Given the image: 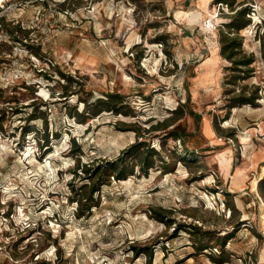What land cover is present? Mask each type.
<instances>
[{
  "label": "rangeland",
  "instance_id": "obj_1",
  "mask_svg": "<svg viewBox=\"0 0 264 264\" xmlns=\"http://www.w3.org/2000/svg\"><path fill=\"white\" fill-rule=\"evenodd\" d=\"M231 1L0 0V89H16L0 99V264H264V0ZM240 7L248 66L220 54ZM58 71L76 81L66 101ZM109 93L121 113L70 116ZM240 93L256 105L230 107ZM136 140L165 163L90 194L80 166Z\"/></svg>",
  "mask_w": 264,
  "mask_h": 264
},
{
  "label": "trees",
  "instance_id": "obj_2",
  "mask_svg": "<svg viewBox=\"0 0 264 264\" xmlns=\"http://www.w3.org/2000/svg\"><path fill=\"white\" fill-rule=\"evenodd\" d=\"M216 3L226 4L228 8H230L229 6H232L231 0H216ZM248 14H249V8L247 7H240L236 9L234 11V15L229 16L230 20L224 23V26L227 28V30L221 29L219 33V38H220V43H221L220 54L222 55V57L230 61L232 66H248L254 61L253 55H248V56L241 55L240 57H237L238 54H241V37H239L238 35H232V33H234V30L238 31L244 26L250 24V18L247 16ZM58 72L63 82H65L61 85L62 91L58 95L59 101H66L70 94L77 92L74 88H72L73 82H76V81L70 75H66L60 71ZM239 78L240 77H234L230 83L235 84L236 81L239 80ZM241 78L244 79L246 77H241ZM8 90L9 89H6L5 91H3V89H0V92H1L0 99L3 100L2 102H6V101L11 102L15 100L13 99L16 97L13 93L16 90L15 87L11 88L10 90L12 94L3 95L4 92H7ZM35 90L36 89L33 90V93L35 92ZM256 98L258 97H256L255 94L245 95L244 93H240L238 95H233L229 99V102H230L229 106L234 107V106H237L238 104H251L255 106ZM83 102L85 106L83 110L74 111V113H69L71 117H74L79 122H85L86 119L91 114H98L102 110L112 111L113 113H116V114L121 113L123 110V106H124L122 97L116 93L114 94L109 93L107 95V99L104 100V99L99 98V99H96L91 104L87 103L86 100H83ZM42 104H46V103H42ZM178 108L180 107H177L174 112H177V110H179ZM7 110H12V108L11 109H8V107L2 108V109L0 108V122L3 120V115L5 114ZM36 110L37 108H35L34 112H36ZM9 112H12V111H9ZM190 114L195 115V118L200 117V115L194 111H190ZM182 115H183V112H179L178 115L175 117V119L180 118ZM42 117H44V121H45L43 140L47 145V142H48V133L46 132L47 127H48L47 119L44 113L42 114ZM34 118H36L35 113H31L27 119H34ZM173 121H174V118H173ZM172 123L173 122L167 123V121L160 122L155 125L149 126V128H147L145 132L149 133L152 130L166 129ZM0 128H1V125H0ZM22 130L24 134L25 132H28L30 128L23 126ZM132 130H134L137 133L139 131L138 128H134V127H132ZM176 130L177 129L169 131L168 133L170 134L169 136L177 137L178 135L175 133ZM157 159L162 164L165 163L164 157L160 155V152L157 149H155L154 147H151L144 140H136L135 142L130 144L128 147H126L122 151L121 155H119L115 159L104 161L102 163L97 164V166H92V167L90 166V164L89 165L82 164L80 166V170H84L85 174L91 180V183L88 186V188H89V193L92 194L95 190L98 189V188H95L94 186L96 183V180L102 178L103 180L101 181V183H104L109 179L111 175L116 179H125L129 174H133V164L134 163L138 165L139 169L143 173H147L149 168H152L156 165ZM78 167H79V163H78ZM86 198H88V196H86ZM153 210H154V216L156 219L162 222H165L168 219V216L161 209H158V210L153 209ZM204 248L206 247L201 245L198 250L201 251Z\"/></svg>",
  "mask_w": 264,
  "mask_h": 264
},
{
  "label": "built area",
  "instance_id": "obj_3",
  "mask_svg": "<svg viewBox=\"0 0 264 264\" xmlns=\"http://www.w3.org/2000/svg\"><path fill=\"white\" fill-rule=\"evenodd\" d=\"M219 8L221 7L223 9V7L227 8L226 4H222V3H218ZM205 26L210 28L213 27V22L211 21V19H207L205 22Z\"/></svg>",
  "mask_w": 264,
  "mask_h": 264
},
{
  "label": "crops",
  "instance_id": "obj_4",
  "mask_svg": "<svg viewBox=\"0 0 264 264\" xmlns=\"http://www.w3.org/2000/svg\"><path fill=\"white\" fill-rule=\"evenodd\" d=\"M232 108H236V106L232 107Z\"/></svg>",
  "mask_w": 264,
  "mask_h": 264
}]
</instances>
